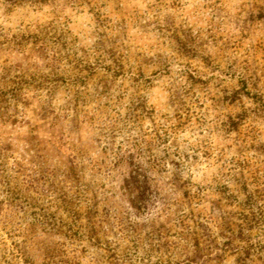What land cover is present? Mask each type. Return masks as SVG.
Segmentation results:
<instances>
[{
  "label": "rangeland",
  "instance_id": "374dc122",
  "mask_svg": "<svg viewBox=\"0 0 264 264\" xmlns=\"http://www.w3.org/2000/svg\"><path fill=\"white\" fill-rule=\"evenodd\" d=\"M0 264H264V0H0Z\"/></svg>",
  "mask_w": 264,
  "mask_h": 264
},
{
  "label": "trees",
  "instance_id": "16d2710c",
  "mask_svg": "<svg viewBox=\"0 0 264 264\" xmlns=\"http://www.w3.org/2000/svg\"><path fill=\"white\" fill-rule=\"evenodd\" d=\"M140 174V173H139ZM134 179L136 180V177H134Z\"/></svg>",
  "mask_w": 264,
  "mask_h": 264
}]
</instances>
